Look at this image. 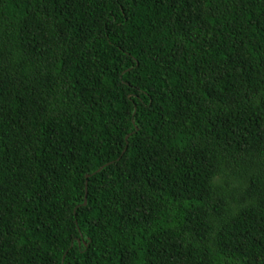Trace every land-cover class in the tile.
I'll return each mask as SVG.
<instances>
[{
	"label": "trees",
	"instance_id": "trees-1",
	"mask_svg": "<svg viewBox=\"0 0 264 264\" xmlns=\"http://www.w3.org/2000/svg\"><path fill=\"white\" fill-rule=\"evenodd\" d=\"M0 264H264V0H0Z\"/></svg>",
	"mask_w": 264,
	"mask_h": 264
},
{
	"label": "water",
	"instance_id": "water-1",
	"mask_svg": "<svg viewBox=\"0 0 264 264\" xmlns=\"http://www.w3.org/2000/svg\"><path fill=\"white\" fill-rule=\"evenodd\" d=\"M86 203H87V202L85 201V203H84V204L86 205ZM81 237H83V236L81 235ZM79 244H81V243H80V241H79Z\"/></svg>",
	"mask_w": 264,
	"mask_h": 264
}]
</instances>
